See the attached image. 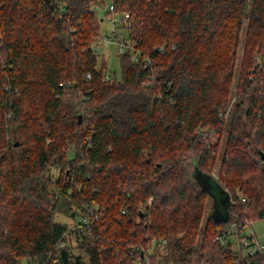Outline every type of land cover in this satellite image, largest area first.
Segmentation results:
<instances>
[{
    "label": "trees",
    "instance_id": "obj_1",
    "mask_svg": "<svg viewBox=\"0 0 264 264\" xmlns=\"http://www.w3.org/2000/svg\"><path fill=\"white\" fill-rule=\"evenodd\" d=\"M101 1L0 0V264H192L210 197L194 173L228 197L197 264H263L215 236L264 222V0H110L152 61L120 56L111 82L92 46ZM226 126L217 179L212 138ZM94 205L103 217L90 227L55 219Z\"/></svg>",
    "mask_w": 264,
    "mask_h": 264
},
{
    "label": "rangeland",
    "instance_id": "obj_2",
    "mask_svg": "<svg viewBox=\"0 0 264 264\" xmlns=\"http://www.w3.org/2000/svg\"><path fill=\"white\" fill-rule=\"evenodd\" d=\"M110 0H102L101 3L97 6H93V11L95 12L96 15L99 16L100 19H105V16L108 12V8L110 5ZM248 22L249 19L248 17L245 18L244 20V25H243V30L241 33L240 37V44L238 48V53H237V60H236V69H237V77L240 72L241 66H242V61L245 53V42H246V36H247V31H248ZM112 29V25L108 22L107 19L104 21H101L100 25V34L106 35L107 32H109ZM100 59L105 58L107 62V69L105 70V73L110 74L113 78H116L117 80H120L122 78V66L120 62V57L118 56L116 52V48L112 45H107L103 44L101 47V52L99 54ZM256 59L258 63L264 64V56L257 55L256 54ZM236 77V78H237ZM237 79H235L236 82ZM229 134V126H226L224 129L223 134L220 136L219 134H214L213 135V142H219V150L216 155V159L214 162V167L212 169V174L217 178L220 179L221 175L223 174V160H224V155H225V150H226V144H227V137ZM50 176L56 177L57 176V171L51 170L50 171ZM196 179L194 178L193 181ZM198 181V180H197ZM201 182V183H200ZM198 181L199 185L202 186L201 184L203 183L202 181ZM204 187V186H203ZM207 188L210 192V197L207 198L206 203H205V208L202 214V218L199 224L198 228V239H197V247L192 255V264H197V261L199 259V245L202 242V238L207 230V227L209 225V217L212 213V211L215 214H221V215H226L227 214V205L223 203V195L222 192L219 188H217L212 181H209V183L204 187ZM56 221L61 224L68 225L70 227L76 225L80 220L81 216L78 215L76 218H73L69 216L67 213H58L56 214L55 217ZM252 230L256 234L257 238L261 243L264 244V222L263 221H253L252 223ZM250 229L245 230L244 233L250 234ZM168 240V239H167ZM169 244L167 247H163L160 244V247L163 248L162 254L163 255H169V253L172 250L171 247V241L168 240ZM156 244L153 243L152 246L149 248V253L154 254V246ZM78 254L77 252H75ZM158 264H170L169 262H166L165 259L160 258L159 261L157 262ZM21 264H33L30 263L27 259H23L21 261Z\"/></svg>",
    "mask_w": 264,
    "mask_h": 264
},
{
    "label": "built area",
    "instance_id": "obj_3",
    "mask_svg": "<svg viewBox=\"0 0 264 264\" xmlns=\"http://www.w3.org/2000/svg\"><path fill=\"white\" fill-rule=\"evenodd\" d=\"M105 19L112 25V29L106 35L102 36L100 34L93 42L92 46L96 54L99 56L103 44L112 45L116 48L119 57L129 54L135 64H142L144 70L150 69L152 67L151 59L143 54L138 47L137 41L130 37V13H116L114 12V5L110 3ZM104 80L111 82L114 78L110 74L105 73ZM86 211L81 216V220L75 225V228L90 227L92 223L99 221L103 217L99 205H94L92 208L88 207ZM252 223L253 221L246 220L241 222L235 219L229 224L227 229L216 234L215 241L221 246L233 250L240 258L247 259L257 256L264 260V244L259 241L253 232ZM247 229H250V234L244 233ZM160 244L163 247H167L169 242L167 239H163ZM65 245V242L61 244V246ZM239 262L238 260L237 263Z\"/></svg>",
    "mask_w": 264,
    "mask_h": 264
},
{
    "label": "water",
    "instance_id": "obj_4",
    "mask_svg": "<svg viewBox=\"0 0 264 264\" xmlns=\"http://www.w3.org/2000/svg\"><path fill=\"white\" fill-rule=\"evenodd\" d=\"M261 157H262V159H264V154H262ZM194 177H195V179L198 180L199 182H200V181L203 182V183L201 184L202 186L205 187V186L207 185L206 182H204L202 179H200V175H199L198 173H194ZM200 183H201V182H200ZM222 195H223V198H222V199H223V203L227 205L228 197L225 196L224 194H222ZM214 214H215V213H214ZM74 216H75V215L73 214V217H74ZM216 216L221 217L222 219H225V218H224L225 215L216 214Z\"/></svg>",
    "mask_w": 264,
    "mask_h": 264
},
{
    "label": "crops",
    "instance_id": "obj_5",
    "mask_svg": "<svg viewBox=\"0 0 264 264\" xmlns=\"http://www.w3.org/2000/svg\"><path fill=\"white\" fill-rule=\"evenodd\" d=\"M111 3V2H110Z\"/></svg>",
    "mask_w": 264,
    "mask_h": 264
}]
</instances>
